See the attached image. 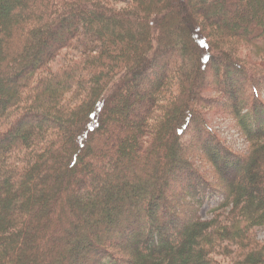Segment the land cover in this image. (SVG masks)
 I'll use <instances>...</instances> for the list:
<instances>
[{"label": "trees", "instance_id": "1", "mask_svg": "<svg viewBox=\"0 0 264 264\" xmlns=\"http://www.w3.org/2000/svg\"><path fill=\"white\" fill-rule=\"evenodd\" d=\"M121 1L130 8L0 0V264H220L230 245L238 264H264L252 236L264 227V8ZM224 15L233 18L212 29L228 45L220 52L196 29ZM243 45L262 60L231 53ZM221 101L251 144L246 156L206 120ZM133 104L136 120H111ZM189 136L210 155L187 149ZM192 153L218 163L217 185ZM174 191L192 202L223 195L214 213L230 210L227 223L203 222L185 203L193 215H176Z\"/></svg>", "mask_w": 264, "mask_h": 264}, {"label": "rangeland", "instance_id": "2", "mask_svg": "<svg viewBox=\"0 0 264 264\" xmlns=\"http://www.w3.org/2000/svg\"><path fill=\"white\" fill-rule=\"evenodd\" d=\"M111 2L114 3L115 7L118 8H126L129 9L130 6L128 4L123 3L121 0H109ZM256 4L259 6H262V8H264V0H255ZM192 8L191 12H192ZM249 10L251 11L252 9H250V7H248ZM264 9H262L261 11H263ZM261 16V15H260ZM259 16V17H260ZM263 16V15H262ZM261 16V17H262ZM233 17L230 15H224V18L220 17H216L213 22H210V31L207 30V28H205V26L203 25V23L199 22V25L197 27V31L202 28V30L200 29V32L204 33L208 40L211 42L212 46L216 47L221 45L220 42L221 40L218 41L217 38H215L214 33L216 32H212L213 28H216V26L220 25L223 22H226L227 19H232ZM192 17H189L188 20L186 21L188 23L192 24ZM252 21L257 22V19L255 18L254 15L250 16L249 20H245V18L242 19V23H245L247 25L252 24ZM216 25V26H215ZM194 26H191L192 30ZM200 27V28H199ZM177 29V27H176ZM176 29L174 31H176ZM216 30V29H215ZM221 32L218 31L217 34H220ZM174 34V33H173ZM213 34V35H212ZM175 35V34H174ZM219 44V45H218ZM227 49L228 45L227 43H223L220 47H218V51L223 52ZM243 51L241 52V54L239 53H235V52H231L232 54H236V56L238 55L239 57L245 58V56L249 55L251 60L254 62H258L259 60V56H253V48L250 46H244L243 45ZM231 51V50H230ZM227 53V52H226ZM244 55V56H243ZM248 59V58H246ZM55 66H58V63L54 64ZM140 87H135L133 89L134 91V96L133 97H138L139 94L141 93L139 89ZM148 88V89H147ZM259 90V98L261 100V102L264 104V87L263 89L261 88H257ZM146 90H149V86L146 87ZM145 90V91H146ZM253 90V89H251ZM250 90V91H251ZM218 92H210V93H204L203 96H205L206 98H212L215 100H220L218 97ZM218 98V99H217ZM219 106L215 108L209 106V108L206 110L207 114L205 115L206 120L208 121L210 127L212 128V130L217 133L219 135V139L221 140V142L223 143V147L227 148V150H229L231 153L237 154V155H242V156H246L249 152L250 149V142L247 141V139L245 138V136L242 134V130L240 128V125L238 124V120L235 117V115L233 114V112L231 110H227V112L224 110L226 108H228L230 106V104L228 102L225 101H221V103L218 104ZM248 106L252 107L251 104H248ZM138 111L139 108L137 107V105H134L129 108V110L127 111V114H121L118 113L115 116H113V118H111V120L113 121H123V122H129L131 123L132 120H136V118L138 117ZM224 111V112H223ZM226 112V113H225ZM246 112V110H244L242 112V114H244ZM133 140L132 138H129L128 141ZM188 140V145L185 144V147H187V149L194 150L197 151L199 153V155L201 156V153H204L206 155H210L208 154L205 150L201 149V147L199 146L198 143H196V145H194V141L192 139L191 136H189L187 138ZM194 143V144H193ZM192 152V151H191ZM195 155V157H194ZM198 156L197 154L192 153L190 156L187 157V160L191 161L197 168L198 171L212 184L217 185L219 182V178H218V173L217 170L219 169L218 167V163H215L214 166L211 165L210 162H208L207 160L203 159L202 157H196ZM217 166V167H216ZM181 189V188H180ZM170 194V198L172 197V201L173 203L171 204V209L175 211L176 215H181V212L179 210L182 211V216L184 218H188L191 214H192V209L185 207V204L190 205L191 207L193 206L194 212L193 214L199 218L201 221L203 222H208V223H227V221L225 220L224 216H228V213L230 210H227L225 213H223V215L221 217L216 216V214L214 213V208L217 207L223 200V195L221 194H216L214 196H210L209 194H207L205 197H196V199L194 200V202L191 201V197H187L186 201L182 200L181 197L179 196V192L174 191L169 193ZM192 214V215H193ZM255 237V240L260 242V243H264V227L261 228H257L254 230L253 235ZM229 251L227 252V254L225 256L222 257H217L216 259L220 262V264H238L240 262H242V258L238 257V255L241 253L238 248L234 247V246H229Z\"/></svg>", "mask_w": 264, "mask_h": 264}]
</instances>
